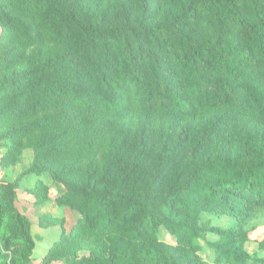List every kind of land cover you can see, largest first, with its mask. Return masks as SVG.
Returning <instances> with one entry per match:
<instances>
[{
  "label": "trees",
  "instance_id": "1",
  "mask_svg": "<svg viewBox=\"0 0 264 264\" xmlns=\"http://www.w3.org/2000/svg\"><path fill=\"white\" fill-rule=\"evenodd\" d=\"M0 28V161L35 153L0 181V264L32 263L17 189L45 179L76 213L46 264H264V238L247 250L264 219V0H0ZM42 114L55 129L35 133Z\"/></svg>",
  "mask_w": 264,
  "mask_h": 264
},
{
  "label": "rangeland",
  "instance_id": "2",
  "mask_svg": "<svg viewBox=\"0 0 264 264\" xmlns=\"http://www.w3.org/2000/svg\"><path fill=\"white\" fill-rule=\"evenodd\" d=\"M1 34V28H0ZM52 115L47 116V114H42L40 116V123L35 125V133L50 130L54 126H50L52 121ZM45 119V120H44ZM50 124V125H49ZM5 151V142L0 141V155ZM35 159L34 150L30 147H24L18 156V161L12 164H3L0 161V181H14L26 168H28ZM26 181L30 184H34L36 178L26 176ZM48 185V190L46 194H31L30 192L19 187L17 189V203L16 206L19 210L25 212L27 217L32 222L31 232L36 239V245L33 251V258L31 264H46L44 261V256L48 252L51 244L56 239H59L62 230H69L73 225L76 218V213L71 211L66 207H59L55 202V196L57 193L62 192L61 186L52 181L51 179H45ZM57 215L61 216L65 220L64 227L59 224H52L48 227H42L39 225V218L43 215ZM203 218H210L214 223L226 225L227 218L223 217L221 219L215 218L208 214H203ZM253 230L249 234L250 241L247 244V250L249 252H254L256 250V242L264 238V219H258L252 223ZM160 237L166 242L172 243V237L166 233L163 228L159 229ZM213 238V236H208V239ZM200 255L206 259L211 260L213 255L212 252L203 245V250ZM11 254H9V258ZM49 264H60V262L53 261Z\"/></svg>",
  "mask_w": 264,
  "mask_h": 264
}]
</instances>
